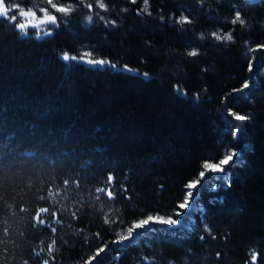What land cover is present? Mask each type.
Returning a JSON list of instances; mask_svg holds the SVG:
<instances>
[{
  "label": "trees",
  "instance_id": "trees-1",
  "mask_svg": "<svg viewBox=\"0 0 264 264\" xmlns=\"http://www.w3.org/2000/svg\"><path fill=\"white\" fill-rule=\"evenodd\" d=\"M0 3V264H264V1Z\"/></svg>",
  "mask_w": 264,
  "mask_h": 264
},
{
  "label": "rangeland",
  "instance_id": "rangeland-1",
  "mask_svg": "<svg viewBox=\"0 0 264 264\" xmlns=\"http://www.w3.org/2000/svg\"><path fill=\"white\" fill-rule=\"evenodd\" d=\"M13 11L15 16L12 15L11 19H13L14 22L19 20L16 22V26L21 31V33H27L28 30H33L38 35L47 34L49 30L58 23L55 17L60 16L61 14L66 15L69 12V10L66 8L55 7L54 5H50V9H45L42 6H38L36 4L25 10L16 3H12L9 12L13 13ZM6 14L7 13H5V9L0 3V16H5ZM88 21L89 23L91 22V20ZM231 163L232 157L227 156L219 164L208 167L206 172L207 175L202 174L200 177L205 179L207 176H211L218 180L219 178L223 177L227 167L231 165ZM195 188L196 186L194 184L189 186V191L185 201L181 205V210L183 211L184 217L190 215L195 209ZM154 225L171 228L178 226V223L161 218H149L148 220L137 224L135 230L139 231L147 229L148 227Z\"/></svg>",
  "mask_w": 264,
  "mask_h": 264
},
{
  "label": "water",
  "instance_id": "water-1",
  "mask_svg": "<svg viewBox=\"0 0 264 264\" xmlns=\"http://www.w3.org/2000/svg\"><path fill=\"white\" fill-rule=\"evenodd\" d=\"M241 1H243V2H245L247 4H249V5H253V4H257L259 2H262L264 0H241Z\"/></svg>",
  "mask_w": 264,
  "mask_h": 264
}]
</instances>
